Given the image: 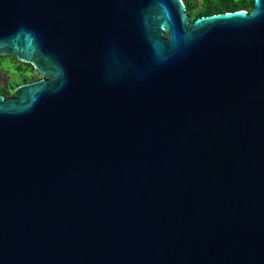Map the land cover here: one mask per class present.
<instances>
[{
	"label": "water",
	"instance_id": "water-1",
	"mask_svg": "<svg viewBox=\"0 0 264 264\" xmlns=\"http://www.w3.org/2000/svg\"><path fill=\"white\" fill-rule=\"evenodd\" d=\"M0 264H264V0H0Z\"/></svg>",
	"mask_w": 264,
	"mask_h": 264
},
{
	"label": "trees",
	"instance_id": "trees-1",
	"mask_svg": "<svg viewBox=\"0 0 264 264\" xmlns=\"http://www.w3.org/2000/svg\"><path fill=\"white\" fill-rule=\"evenodd\" d=\"M182 2L191 21L216 14L237 11L250 12L253 8V0H182ZM4 58L13 61V70L18 74V77L10 82L9 91L0 86V97L12 98L13 94L10 91H13L17 86L39 80V78L30 77L31 73H36L30 65L23 63L16 65L18 61L12 57L0 56V61Z\"/></svg>",
	"mask_w": 264,
	"mask_h": 264
},
{
	"label": "rangeland",
	"instance_id": "rangeland-1",
	"mask_svg": "<svg viewBox=\"0 0 264 264\" xmlns=\"http://www.w3.org/2000/svg\"><path fill=\"white\" fill-rule=\"evenodd\" d=\"M16 65H19V62ZM17 77L18 74L13 70V61L8 58L2 59L0 61V86L9 91L10 82ZM30 77L40 78L36 73H31ZM10 92L13 93V91Z\"/></svg>",
	"mask_w": 264,
	"mask_h": 264
},
{
	"label": "flooded vegetation",
	"instance_id": "flooded-vegetation-1",
	"mask_svg": "<svg viewBox=\"0 0 264 264\" xmlns=\"http://www.w3.org/2000/svg\"><path fill=\"white\" fill-rule=\"evenodd\" d=\"M13 94V93H12Z\"/></svg>",
	"mask_w": 264,
	"mask_h": 264
}]
</instances>
